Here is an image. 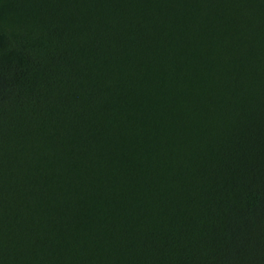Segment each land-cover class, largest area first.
<instances>
[{"label": "trees", "instance_id": "obj_1", "mask_svg": "<svg viewBox=\"0 0 264 264\" xmlns=\"http://www.w3.org/2000/svg\"><path fill=\"white\" fill-rule=\"evenodd\" d=\"M0 264H264V0H0Z\"/></svg>", "mask_w": 264, "mask_h": 264}]
</instances>
